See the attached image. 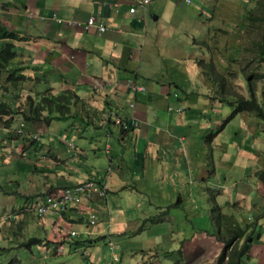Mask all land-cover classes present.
I'll use <instances>...</instances> for the list:
<instances>
[{"label": "crops", "instance_id": "0c3cea01", "mask_svg": "<svg viewBox=\"0 0 264 264\" xmlns=\"http://www.w3.org/2000/svg\"><path fill=\"white\" fill-rule=\"evenodd\" d=\"M253 1L0 0V23L17 34L0 79L22 75L5 92L14 108L8 126L0 121V165L15 177L0 186V253L19 242L13 229L29 225L49 253L32 264H104L109 251L111 264H214L224 238L212 230L252 223L240 264H264V115L227 118L236 94L253 97L264 114V49L237 72L240 83L225 74L227 57L242 59L249 46L243 26ZM90 15L102 31L83 26ZM197 58L218 76L206 77ZM127 78L144 88L133 91ZM222 80L234 85L223 89ZM66 90L62 116L39 107L40 96ZM170 99L181 109L167 108ZM32 105L48 119H25ZM19 123L37 138L14 133ZM89 177L105 194L37 215L44 195ZM211 203L222 223L212 221Z\"/></svg>", "mask_w": 264, "mask_h": 264}, {"label": "trees", "instance_id": "16d2710c", "mask_svg": "<svg viewBox=\"0 0 264 264\" xmlns=\"http://www.w3.org/2000/svg\"><path fill=\"white\" fill-rule=\"evenodd\" d=\"M260 3V1H259ZM250 13V11H249ZM249 13L247 14L249 16ZM17 34L15 31H11L6 29L4 26L0 23V38L7 39L3 44L0 45V69L5 67V63L7 59L12 57L13 51H12V45L10 42L11 38H16ZM262 49H264V44L262 46ZM260 57L263 59V57L260 55ZM260 59V58H259ZM196 63L200 66L202 71L204 72V75L208 77V72H212L215 76H218V72L216 71L213 63L211 61H204L202 58H197ZM6 78L8 79L10 85H13V82L11 79L16 78H22L21 74L17 75H10L7 73ZM12 89L7 85L6 81H0V120L4 125H8L10 118H2L3 115H8L10 112L13 111V107L9 105L8 102L4 100L5 92L11 91ZM70 93L68 90L63 91L56 95H50V96H40L39 101V107L42 106V104H46L49 107H52L55 109V111L58 112V117L62 116L65 112H67V109L64 108V101L66 102L67 99H71ZM229 103L231 104V110L227 115V118L231 117L234 113L240 110H247L251 111L256 115H259L260 117L263 114V110L259 103L256 102V100L253 97H244L241 94H236L235 98L233 100H230ZM33 106V105H32ZM176 107H172V110H177ZM25 119H38L42 118L44 120H47L48 117L40 114V109H38V106H33L30 109V112L28 114H23ZM209 137V134H208ZM257 176L260 178V180L264 183V169H259L257 171ZM219 210L218 206L214 203L210 204V216L215 214ZM219 216L217 218L212 217V221L215 223H222L220 220L221 217H224L223 214L219 213ZM147 219L151 221H156L157 219H160V215H153L148 217ZM253 227L252 223H246L242 224L241 226L236 225L233 227H227L223 229H216L215 233L221 232V235H216L214 232L213 234L215 237H220L223 240L224 243L221 248V251L217 255L216 261L214 264H240L241 258L246 255L247 249H248V243H249V235L247 234V231L250 230ZM252 231V230H251ZM243 236V239L241 243H237L236 240Z\"/></svg>", "mask_w": 264, "mask_h": 264}, {"label": "rangeland", "instance_id": "374dc122", "mask_svg": "<svg viewBox=\"0 0 264 264\" xmlns=\"http://www.w3.org/2000/svg\"><path fill=\"white\" fill-rule=\"evenodd\" d=\"M260 1V3H259ZM241 3V2H240ZM250 11V13H249ZM249 16L247 15L245 19V23L243 26V34L244 38L248 40V48L247 50L243 53L244 57L242 59H239L235 62L230 60V57H227V68H226V80L228 81L231 77H236L235 79L232 80V82H238L240 83L242 78L239 77L241 76L237 74V72H245L247 69L250 67V57H253L257 49L262 48L264 44V0H254L253 1V7L252 9L248 10ZM234 19L235 16L231 15ZM243 16L240 15V17L235 20V25L237 28H242V22L241 18ZM226 25L228 24V29L229 30H234L235 25L233 21L227 20ZM212 32H210L211 34ZM213 39H216V37H213ZM258 46L255 48L254 45L257 44ZM3 44V43H2ZM251 44V45H250ZM204 50V49H203ZM234 48L232 45L229 46L228 51H233ZM261 53L259 52V55ZM217 55V54H216ZM248 60V63L245 62ZM254 61V60H253ZM258 61L260 59L258 58ZM245 65V67H243ZM237 75V76H236ZM247 80L244 78V81L246 82V87L248 88ZM233 83L227 82V84L222 80V85L221 87L223 89H226L228 87L233 86ZM227 86V87H226ZM219 88V85L216 86ZM174 99H170L168 101L169 105L171 107H176L177 104H175ZM228 106V105H226ZM52 108V107H51ZM55 110V109H54ZM231 110V106H228V113ZM3 167H0V186L2 185L3 181L8 179H13L15 178L13 175L12 170L8 167V165H0ZM23 187V183H19L16 185L15 182H12L11 188H13L16 191H20ZM17 202H19V196H17ZM173 205V204H172ZM170 206L171 208H174V206ZM15 205L8 203L7 204V209L11 210ZM189 206H191V203H189ZM0 207V211H1ZM219 210L215 212V214L212 215V217L217 218L219 216L218 214ZM220 213V212H219ZM149 214V213H148ZM146 214V216L148 215ZM161 213L156 215H160ZM155 215V214H154ZM153 216V215H152ZM15 232L21 233V235L18 237L19 242H11V247L6 251V253H0V264H32V260H35L37 262H43L46 260L45 256L49 255V253L44 254V250L40 249V246H36L35 241L32 239V237H35L31 226L29 225H23L21 227V230L17 231V229H13ZM214 233L216 229L212 230ZM12 233V232H11ZM216 235H221V232L215 233ZM17 237V236H16ZM14 239V238H13ZM106 242V245L109 246ZM0 245L5 246V242L0 240ZM0 246V247H1ZM109 255L107 256V259L105 260V263L110 259V255L112 254L110 251L108 253ZM178 256V255H177ZM16 258V259H15ZM68 261V260H66ZM104 263V264H105Z\"/></svg>", "mask_w": 264, "mask_h": 264}, {"label": "built area", "instance_id": "2783aa9c", "mask_svg": "<svg viewBox=\"0 0 264 264\" xmlns=\"http://www.w3.org/2000/svg\"><path fill=\"white\" fill-rule=\"evenodd\" d=\"M141 2H145L146 0H140ZM188 1V0H186ZM134 10V9H133ZM53 19H55L57 22H61L62 18H56L52 16ZM84 27H88L90 25L96 26V29L98 31H102L104 28V25L101 21L94 22L93 16H88L85 21L82 22ZM124 84L126 86H129L133 91L141 90L143 89L142 84L136 83L133 79L127 78L124 81ZM167 108L171 109V106H167ZM177 110H180V107L176 108ZM115 122L122 123L120 121V118H115ZM16 131H20V127L16 128ZM32 137L37 138V135L35 133H32ZM105 184L95 181L92 178L84 179L79 182H74L68 187H61L59 188L55 194H47L43 196V200L35 205L37 215L41 216L43 215L47 210H54L57 212H60L66 208V205L71 204H77L82 199H89L95 194H105ZM9 214L2 215L3 219H7ZM95 218L91 216L88 219V223H93ZM108 245L110 248L113 247L112 241L108 242ZM112 254L110 255L111 258H115L116 254L112 251H110ZM110 258V259H111ZM110 259L105 264H111Z\"/></svg>", "mask_w": 264, "mask_h": 264}, {"label": "clouds", "instance_id": "9594fccd", "mask_svg": "<svg viewBox=\"0 0 264 264\" xmlns=\"http://www.w3.org/2000/svg\"><path fill=\"white\" fill-rule=\"evenodd\" d=\"M189 1V0H188ZM2 70H5L4 68H2V69H0V71H2ZM0 81H6L7 82V85H9V87L13 90V87H14V84L13 85H10V83H9V81H8V79L5 77L4 79H0ZM16 95V94H15ZM8 116L7 115H3V117L2 118H7ZM1 121V120H0ZM2 123V122H1ZM8 126V125H7ZM18 127H20V131L19 132H17L16 131V128H18ZM14 129V133H16V134H26V132H24V130H23V128H22V124L21 123H19V124H17V126L16 127H14L13 128ZM32 133L33 132H27V136L28 137H31V138H34V137H32ZM66 144L68 145V146H74V144H73V142L72 141H66ZM89 178H92V177H89ZM86 179H88V178H86ZM92 179H94V178H92ZM84 180V179H83ZM95 180V179H94ZM96 181V180H95ZM97 182H99V181H97ZM69 185H71V184H69ZM94 196V195H93ZM92 198V197H91ZM90 199V198H89ZM82 200H88V199H82ZM10 215V214H9ZM9 215H8V217H9Z\"/></svg>", "mask_w": 264, "mask_h": 264}]
</instances>
